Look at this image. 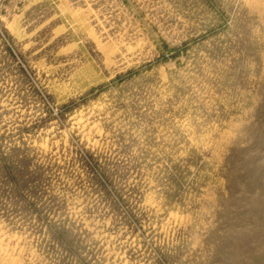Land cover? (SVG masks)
Masks as SVG:
<instances>
[{
    "label": "rangeland",
    "instance_id": "374dc122",
    "mask_svg": "<svg viewBox=\"0 0 264 264\" xmlns=\"http://www.w3.org/2000/svg\"><path fill=\"white\" fill-rule=\"evenodd\" d=\"M0 264H264V0H0Z\"/></svg>",
    "mask_w": 264,
    "mask_h": 264
}]
</instances>
